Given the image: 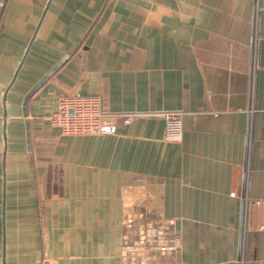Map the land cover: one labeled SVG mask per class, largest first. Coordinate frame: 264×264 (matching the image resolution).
I'll return each instance as SVG.
<instances>
[{
    "label": "crops",
    "instance_id": "obj_1",
    "mask_svg": "<svg viewBox=\"0 0 264 264\" xmlns=\"http://www.w3.org/2000/svg\"><path fill=\"white\" fill-rule=\"evenodd\" d=\"M0 264H264V0H0Z\"/></svg>",
    "mask_w": 264,
    "mask_h": 264
},
{
    "label": "built area",
    "instance_id": "obj_2",
    "mask_svg": "<svg viewBox=\"0 0 264 264\" xmlns=\"http://www.w3.org/2000/svg\"><path fill=\"white\" fill-rule=\"evenodd\" d=\"M164 119L163 140L179 143L183 139V122L179 113H152ZM137 114L125 113L107 116L100 99L90 95H65L58 99L55 109L47 116L50 126L61 130L63 135H114L118 120L130 124ZM117 119V120H116Z\"/></svg>",
    "mask_w": 264,
    "mask_h": 264
}]
</instances>
